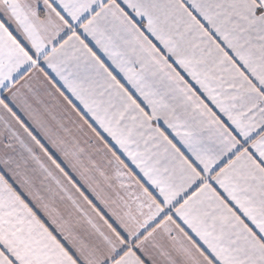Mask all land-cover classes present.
I'll list each match as a JSON object with an SVG mask.
<instances>
[{
    "label": "snow or ice",
    "instance_id": "obj_1",
    "mask_svg": "<svg viewBox=\"0 0 264 264\" xmlns=\"http://www.w3.org/2000/svg\"><path fill=\"white\" fill-rule=\"evenodd\" d=\"M0 264H264V0H0Z\"/></svg>",
    "mask_w": 264,
    "mask_h": 264
}]
</instances>
